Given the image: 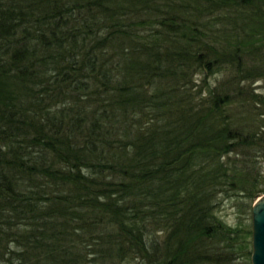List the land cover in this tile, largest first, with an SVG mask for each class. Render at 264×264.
Here are the masks:
<instances>
[{
	"label": "trees",
	"instance_id": "obj_1",
	"mask_svg": "<svg viewBox=\"0 0 264 264\" xmlns=\"http://www.w3.org/2000/svg\"><path fill=\"white\" fill-rule=\"evenodd\" d=\"M261 80L264 0H0V264L248 257Z\"/></svg>",
	"mask_w": 264,
	"mask_h": 264
},
{
	"label": "rangeland",
	"instance_id": "obj_2",
	"mask_svg": "<svg viewBox=\"0 0 264 264\" xmlns=\"http://www.w3.org/2000/svg\"><path fill=\"white\" fill-rule=\"evenodd\" d=\"M256 91L264 97V81L261 80L253 84ZM261 176L264 178V162L260 163ZM264 188V187H263ZM264 196V192L259 194ZM255 199V200H256ZM254 200V201H255ZM254 201L236 194L232 196H220L216 201L214 212L226 225L232 228H246L249 230V255L241 256L232 261V264H250V252H251V207ZM131 264H149L141 260L133 261Z\"/></svg>",
	"mask_w": 264,
	"mask_h": 264
},
{
	"label": "water",
	"instance_id": "obj_3",
	"mask_svg": "<svg viewBox=\"0 0 264 264\" xmlns=\"http://www.w3.org/2000/svg\"><path fill=\"white\" fill-rule=\"evenodd\" d=\"M250 264H264V196H259L251 207Z\"/></svg>",
	"mask_w": 264,
	"mask_h": 264
}]
</instances>
